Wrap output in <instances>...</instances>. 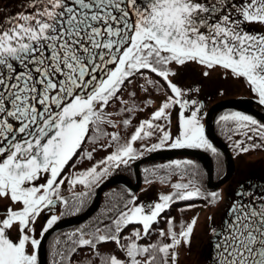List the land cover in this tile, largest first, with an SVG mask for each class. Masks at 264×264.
I'll list each match as a JSON object with an SVG mask.
<instances>
[{"label": "snow or ice", "instance_id": "obj_1", "mask_svg": "<svg viewBox=\"0 0 264 264\" xmlns=\"http://www.w3.org/2000/svg\"><path fill=\"white\" fill-rule=\"evenodd\" d=\"M23 9L0 19V202L7 201L0 214V264H38L42 241L35 223L57 203L68 204L61 195L67 179L62 174L86 142L106 137L102 149L115 148L75 172L67 179L70 187L90 189L110 169L164 147L217 152L205 135L200 102L172 80L177 67L195 63L207 69L205 76L221 68L225 78L243 80L264 105V0H27ZM254 24L261 28L250 30ZM137 79L146 96L155 91L165 98L122 142L106 126L132 124L136 92L128 99L122 93ZM114 101L120 107L110 112ZM173 109L176 135L169 127ZM219 123L238 153L264 149V123L253 116L231 111ZM84 157L92 159V151ZM158 167L167 170L161 182L178 174L171 192L147 204H137L132 195L113 205L105 220L57 239L53 264H71L85 247L92 257L84 264H178V250L190 245L198 217L180 222L178 231L175 218L168 217L156 240L152 225L173 203L202 198L216 206L223 197L201 190L191 160ZM233 195L209 229L208 264H264V188L245 183ZM59 219L51 215L40 237ZM131 224L141 227L122 236ZM105 243H114L122 255L100 252Z\"/></svg>", "mask_w": 264, "mask_h": 264}, {"label": "trees", "instance_id": "obj_2", "mask_svg": "<svg viewBox=\"0 0 264 264\" xmlns=\"http://www.w3.org/2000/svg\"><path fill=\"white\" fill-rule=\"evenodd\" d=\"M153 79H158L157 77H153ZM161 84L164 82L161 80ZM166 87V86H165ZM135 92H136V97H135V102L137 105H139V108L136 110L134 115L132 116V124L129 125L128 127L121 126L117 128L115 131H117L121 137V141H126L131 133L134 131V127L139 124L140 120L147 119L150 117L151 113L160 106L161 101L165 98V94L163 92H155L152 91L150 96H146V94L139 88L138 86V81L136 82L135 86ZM170 94V93H169ZM129 96L128 94L124 97V99H128ZM151 99L154 101V103L151 106L145 107L144 101L146 99ZM120 107V106H119ZM119 109V108H118ZM231 111H238L234 109H228L223 112H221L216 120H215V128H216V133L224 140L227 142L231 150L233 151L234 154H242L238 153V151L234 148L233 146V141L229 140L227 136L225 135L221 124L219 123V118L221 115L229 113ZM241 112V111H239ZM244 113V112H242ZM246 114V113H245ZM117 119H120V117H117ZM170 127V125H169ZM111 127L108 126L107 130L108 132H112ZM239 137H234V139H237ZM156 142L155 138L152 140L148 141V143H154ZM99 147L95 149L92 153V159H87L84 157V154L78 153V156L80 158L76 159L74 164L71 165L68 168V171L63 172V176L67 179L73 178L75 172L81 171L84 169H87L94 164L97 163V161L103 159L106 155H108L109 152L113 151L115 146L111 148H107V150L102 149V145H106L109 143V140L106 137H101L98 140ZM142 142H137L136 147L140 148ZM214 146V145H213ZM215 147V146H214ZM167 148V147H164ZM202 149V148H199ZM217 149V148H216ZM210 154V156L213 159L214 162V168H215V174H221L224 171L225 168V158L222 154L221 151L217 149L216 153H212L209 150L202 149ZM151 153V152H150ZM149 154V152H145V155ZM245 155L251 156V157H258L257 160L264 158V149L262 148H257L255 150H252L248 153H244ZM256 155V156H255ZM141 156V157H143ZM140 158V157H139ZM138 159V158H137ZM173 160H191L193 161V164L195 168L193 169L196 172V180L198 181V184L201 188V190L205 193L211 192V190L207 186V172L206 169L204 168L202 162L198 160L197 158L190 157V156H184V155H179L175 158L169 159V160H158V161H151V162H146L142 164L141 170H142V177H143V182H144V187L141 188L140 191L137 193L132 192L128 187L122 185V184H117L109 187L103 194L102 202L99 207V209L88 219L81 223L74 224L72 226H69L67 228L61 229L57 232H55L47 241L46 244V251H47V263L48 264H53V250L54 248L57 247L56 241L57 239H64L66 234L74 232L77 229H87L90 225L95 224L97 221H102L105 220L106 215H108L109 209L113 207V205L117 204L118 202L126 201L129 199L132 195H135L136 197L139 196V204H147L150 202H156V197L159 196L158 193L163 191L161 194H167L172 191L170 184L174 182L175 180L178 179V174L173 175L171 179H166L164 182H161L160 177L161 176H166L167 175V170L160 169L158 166L163 165V164H168ZM135 161V160H134ZM134 161H131L127 166L121 165L118 168H112L109 171V175L106 177L102 178L101 181L98 184L93 185L90 189H86L84 186L81 185H76L74 187H70L69 184L67 183V179L64 185L61 187V195L64 196L68 204H59V208L57 211V215L62 218V217H67L71 215H75L78 213L83 212L93 201L94 194L96 192L97 186L105 180L107 177H109L112 174L115 173H126L132 178H134V171H133V163ZM73 166V169H72ZM148 169L149 171H145ZM155 171V175L152 174V172ZM219 171V173H218ZM146 181H151V183H148ZM79 192H87L88 194L85 195L84 197L80 198L77 200L74 198L73 193H79ZM199 202H204L207 203V200L202 199V198H197L189 201H179L176 203H173L171 207L166 210L164 213L161 214V217L159 218L158 223H154L152 225V230H153V235L151 237L152 240L157 239L156 233L158 232L159 229L167 228L166 224V219L168 217H174L176 226H177V231L179 230V225L180 222L182 221H190L193 217H196L198 212L193 213L192 211L186 210V205H196ZM141 226L139 224H131L129 225L124 232L122 233V236H128L133 229L135 228H140ZM143 243H148V240L142 241ZM99 251L102 253L106 254H111L115 253L118 256H121L122 254L119 252L117 249L116 245L114 243H105L100 245ZM92 257V252L89 248L85 247L82 248L78 251L77 254L72 258L71 264H84V261L86 259H90Z\"/></svg>", "mask_w": 264, "mask_h": 264}, {"label": "rangeland", "instance_id": "obj_3", "mask_svg": "<svg viewBox=\"0 0 264 264\" xmlns=\"http://www.w3.org/2000/svg\"><path fill=\"white\" fill-rule=\"evenodd\" d=\"M19 2L21 4H18V6L21 7L27 2V0H20ZM15 4H17V0H0V19L5 18L4 16L6 15H15L18 11L16 10L17 8H13V6H16ZM248 27L250 30L261 28L260 25L255 24L249 25ZM205 71H207V69H205L204 67H201L195 63H188L185 66L180 67L179 69L176 68V75L172 77L173 82L182 89L192 90L188 93V96H190L192 99L204 100V106L200 104L202 110H204L203 112L201 111L200 115V120L203 124L205 110L211 106V103L219 99L239 96L241 95V93L247 92V90L249 92V89H247L243 80L233 79L231 78V76L225 78L223 69L221 68H215L214 70H211L209 72V75L207 76L204 75ZM201 100H199V102H201ZM177 111L178 109H175L171 115L170 127L173 135L177 134ZM239 156V158L237 157V170L234 176L228 183L219 188V192L221 193L222 191L223 193L224 190L223 194L225 195V198L222 201V205H220V203L216 206L211 205L203 210L202 215L198 218L190 245H183L178 250V264H199V262H197L199 255V260H201L202 258L208 260L209 242L207 240V233L209 232L210 227L214 226L218 222V220H220V215L222 216L225 211V208L227 206L229 187L239 185V183L245 182L246 179L252 180L253 177H256V174L259 176H264V158L260 159L257 162H252L245 160L243 155ZM76 159L77 154L69 162L67 167L64 169V172L68 171V168L74 164ZM222 193L221 195L223 197ZM4 204H7V201H4ZM4 204H2V207L0 206V214H3L2 211ZM197 207L196 209L200 210V208ZM209 217H211L212 219L210 220ZM47 219L48 217H39L37 223H35L37 238H41L39 234ZM16 235V230L13 229L11 232V236L16 237ZM203 239L204 244H201Z\"/></svg>", "mask_w": 264, "mask_h": 264}, {"label": "water", "instance_id": "obj_4", "mask_svg": "<svg viewBox=\"0 0 264 264\" xmlns=\"http://www.w3.org/2000/svg\"><path fill=\"white\" fill-rule=\"evenodd\" d=\"M255 101L251 98L247 97H233L228 99H223L215 104H213L207 111L206 114V124H205V131L207 133L208 138L223 152L224 156L226 157L228 168L226 173L217 181H214L213 179V162L211 157L204 151L195 149V148H177V149H162L155 151L139 160H137L134 164V170L136 174V183H134L131 178H129L125 174H116L106 181H104L98 188L95 200L93 204L83 213L67 218H63L56 222V224L53 226L52 229L49 230L48 233H46L41 238V246L38 249V255H39V264H46V257H45V244L48 240V238L57 230L64 228L66 226H69L71 224H74L76 222L85 220L90 215H92L99 207L101 202V197L103 191L110 185L117 183V182H124L127 183L132 190L136 191L140 188L142 183L141 173H140V164L145 161L150 160H156V159H163V158H169L172 156H175L177 154H185V155H191L195 156L204 162H206V165L208 167V178H209V185L211 187H219L222 184H224L226 181H228L236 169L235 159L234 156L226 144L215 132L213 128V118L214 116L220 112L221 110L225 108H237L242 109L246 111H250L253 115H255L257 118H259L261 121L264 122V112L257 109L253 106V103ZM259 104V103H258ZM264 107V105H262Z\"/></svg>", "mask_w": 264, "mask_h": 264}, {"label": "flooded vegetation", "instance_id": "obj_5", "mask_svg": "<svg viewBox=\"0 0 264 264\" xmlns=\"http://www.w3.org/2000/svg\"><path fill=\"white\" fill-rule=\"evenodd\" d=\"M252 184V185H259L260 187L264 188V176H259L257 175L256 177H253V179H246L245 182H241L239 183V185H236L234 187H229V191H228V197H227V205L231 203V201L234 199V193L238 190L239 186L241 184ZM233 189V190H231ZM226 209V208H225ZM221 215H220V220H221ZM220 220H218V223L220 222ZM209 240V239H208Z\"/></svg>", "mask_w": 264, "mask_h": 264}, {"label": "bare ground", "instance_id": "obj_6", "mask_svg": "<svg viewBox=\"0 0 264 264\" xmlns=\"http://www.w3.org/2000/svg\"><path fill=\"white\" fill-rule=\"evenodd\" d=\"M20 1V0H19ZM18 0H17V4H15L16 6H13V8H17L16 10H18L17 12H19V11H23L24 9H23V6H21V7H19L18 6V4L20 5L21 3L19 2ZM20 8V9H19ZM11 11H13V10H11ZM7 16V15H6ZM6 16H4V17H6ZM250 93V91L248 92V90H247V92H245V93H241V95H239V96H236V97H245L247 94H249ZM2 204H4V201L1 203L0 202V206L2 207ZM0 212H1V210H0ZM3 212V211H2ZM200 264H202V263H200Z\"/></svg>", "mask_w": 264, "mask_h": 264}]
</instances>
